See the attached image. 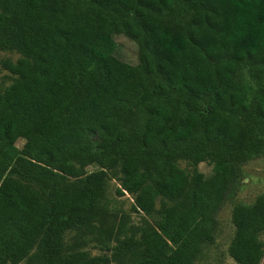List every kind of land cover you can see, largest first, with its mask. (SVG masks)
Instances as JSON below:
<instances>
[{
    "label": "trees",
    "instance_id": "1",
    "mask_svg": "<svg viewBox=\"0 0 264 264\" xmlns=\"http://www.w3.org/2000/svg\"><path fill=\"white\" fill-rule=\"evenodd\" d=\"M0 35L33 54L6 63L19 80L0 97V264L25 260L41 234L43 264H108L61 252L63 229L93 215L106 170L120 164L117 193L148 212L187 191L177 160L210 157L220 166L197 175L172 250L157 231L112 249L116 260L143 252L134 264H194L216 238L237 167L264 157V0H0ZM115 36L136 43V64L115 55ZM19 139L10 164L5 151ZM76 161L99 168L79 194L54 179L76 176ZM231 219L229 256L259 264L264 194L237 203Z\"/></svg>",
    "mask_w": 264,
    "mask_h": 264
},
{
    "label": "rangeland",
    "instance_id": "2",
    "mask_svg": "<svg viewBox=\"0 0 264 264\" xmlns=\"http://www.w3.org/2000/svg\"><path fill=\"white\" fill-rule=\"evenodd\" d=\"M115 55L124 62L136 64L137 45L124 36H115ZM27 59L33 62V54L27 55L23 51L13 48L6 43L5 37L0 35V97L6 90L19 80V76L6 68V63H16ZM45 113H39L37 121H41ZM24 140L19 139L5 151V157L13 164V160L21 152ZM78 171L74 177L56 175L54 179L67 185L79 194L84 188L87 174L97 171V165L86 161L74 162ZM175 164L182 169L189 179V187L184 195L178 199L159 196L154 207L148 212L132 210L134 195L124 193L119 195L117 190L121 186V165L106 170L103 181L104 194L98 200L94 213L87 224L63 229L61 252L69 255L85 252L89 258L108 257V264H134L145 257L143 252H135L122 256L116 260L112 258V249L119 241L132 237L139 239L141 235L157 231L167 242V250L173 249L171 232L181 216L192 206V190L197 175L209 176L220 166L213 158L206 157L200 162L190 159H179ZM236 184L218 214L217 235L212 243L205 244L194 264H238L228 254V246L233 238L235 229L232 224V210L237 203L253 204L259 195L264 194V157L253 155L242 166L237 167ZM19 179V177H14ZM30 189L40 194L42 201L48 203L47 194L35 182L22 179ZM44 234H41L30 251L28 257L18 264H43L41 252ZM259 240L264 250V231L259 234ZM112 259V260H111ZM11 264V263H8ZM264 264V254L259 262Z\"/></svg>",
    "mask_w": 264,
    "mask_h": 264
}]
</instances>
